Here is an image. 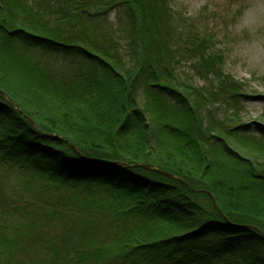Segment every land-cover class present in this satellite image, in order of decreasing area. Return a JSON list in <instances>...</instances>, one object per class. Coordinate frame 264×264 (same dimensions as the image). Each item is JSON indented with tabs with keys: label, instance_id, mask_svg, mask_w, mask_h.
<instances>
[{
	"label": "trees",
	"instance_id": "16d2710c",
	"mask_svg": "<svg viewBox=\"0 0 264 264\" xmlns=\"http://www.w3.org/2000/svg\"><path fill=\"white\" fill-rule=\"evenodd\" d=\"M114 4L119 36L89 22ZM170 11L165 0H0V168L38 194L37 216L69 224V247L46 238L45 264H264V135L211 109L239 83L207 56V29L183 35ZM182 54L218 86L181 81Z\"/></svg>",
	"mask_w": 264,
	"mask_h": 264
},
{
	"label": "rangeland",
	"instance_id": "374dc122",
	"mask_svg": "<svg viewBox=\"0 0 264 264\" xmlns=\"http://www.w3.org/2000/svg\"><path fill=\"white\" fill-rule=\"evenodd\" d=\"M28 1L35 3L37 0ZM165 2L171 10L169 15L172 17L173 14V17L178 18L183 35H187L193 29H207L211 41L207 56L213 54L221 56L220 69L223 76H229L239 83L237 94L223 89V95L217 97L218 101L211 109L220 117L231 119L233 125L240 124L241 127L237 131L241 133L264 135V0H165ZM92 6L94 8L91 12L95 9V5ZM108 7L107 12L90 14V25L98 30L108 28L116 31L119 36L126 27L125 10L117 4ZM175 40L172 37L173 43ZM118 44L120 49H126L122 37L118 38ZM176 46L177 44H173L172 48L177 50ZM66 59L70 65L74 64V60L78 63L82 61L77 56L73 57L74 60ZM195 60L194 57L187 58V55L182 54V59L178 58L177 62H174L180 80L187 83V78H190L189 81L204 88L211 87L209 85L212 83L215 87L218 86L220 77L212 75L210 80H205L198 75L193 67ZM143 86V81L139 79L136 95L141 100L145 99ZM166 95L171 103L177 102L175 100L177 95L168 92ZM18 175L13 170L0 168V264L51 263V254L43 247L48 243L46 238L54 241L55 236H65L66 239L58 243L61 247L66 245L69 247L70 238L66 234L69 224L47 222L43 217L37 216L34 199L38 200V194L35 197L32 192L21 191ZM82 222L86 229L97 231L95 224ZM26 223L32 225L21 230ZM13 236H16L15 245H12L10 239ZM190 264L194 262L191 261Z\"/></svg>",
	"mask_w": 264,
	"mask_h": 264
},
{
	"label": "water",
	"instance_id": "95a60500",
	"mask_svg": "<svg viewBox=\"0 0 264 264\" xmlns=\"http://www.w3.org/2000/svg\"><path fill=\"white\" fill-rule=\"evenodd\" d=\"M29 121L30 122H32L30 119H29ZM33 123V122H32ZM34 124V123H33ZM74 148V150H76L75 149V147H73ZM143 167H147V168H151V169H155L153 166H150V165H142ZM160 172H162V173H164V174H166V175H168V176H170V177H173V175L171 174V173H169V172H167V171H164V170H159ZM179 181H181V180H179ZM181 182H183V181H181ZM184 183V182H183ZM185 184V183H184ZM211 196V195H210ZM211 199H212V201L214 202V200H213V197L211 196ZM215 206L217 207V205L215 204Z\"/></svg>",
	"mask_w": 264,
	"mask_h": 264
}]
</instances>
